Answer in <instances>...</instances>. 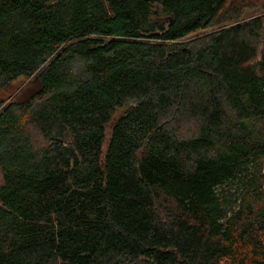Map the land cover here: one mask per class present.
Listing matches in <instances>:
<instances>
[{
	"label": "trees",
	"instance_id": "obj_1",
	"mask_svg": "<svg viewBox=\"0 0 264 264\" xmlns=\"http://www.w3.org/2000/svg\"><path fill=\"white\" fill-rule=\"evenodd\" d=\"M255 1L0 0V264H264Z\"/></svg>",
	"mask_w": 264,
	"mask_h": 264
},
{
	"label": "rangeland",
	"instance_id": "obj_2",
	"mask_svg": "<svg viewBox=\"0 0 264 264\" xmlns=\"http://www.w3.org/2000/svg\"><path fill=\"white\" fill-rule=\"evenodd\" d=\"M256 7L249 9L247 12H259L261 11L260 4L264 2V0H256ZM32 78H19L15 82H13L10 87L7 89H4L0 91V98H8L10 96V99L17 98L20 94L23 93V91H28L29 89L33 88L35 86ZM110 127L107 129V133L109 134ZM108 139V137H107ZM0 183H2V172L0 170Z\"/></svg>",
	"mask_w": 264,
	"mask_h": 264
}]
</instances>
